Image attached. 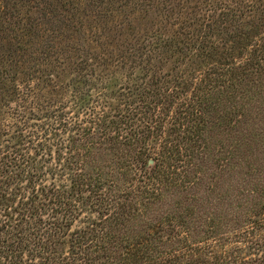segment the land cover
I'll list each match as a JSON object with an SVG mask.
<instances>
[{"label":"rangeland","instance_id":"1","mask_svg":"<svg viewBox=\"0 0 264 264\" xmlns=\"http://www.w3.org/2000/svg\"><path fill=\"white\" fill-rule=\"evenodd\" d=\"M214 23L218 29L210 27L206 39L200 35ZM202 41L200 53L194 46ZM249 57L258 65L240 70ZM262 67L264 0H0V162L11 160L14 172L24 175L37 172V185L68 188L72 142L90 128L89 112L112 116L109 120L120 122L118 132L125 136L130 126L141 130L134 124L143 115L153 131L159 118L179 107L189 112L182 100L196 95L208 101L206 119L216 124L205 133L208 168L196 190H205L206 182L209 189L197 206L223 213L227 202L221 185L236 188L228 193L237 195L240 186L248 185L246 178L257 185L258 173L264 174ZM160 96L165 110L156 106L147 114L145 109L135 112ZM133 114L132 121H122ZM160 144L151 137L145 146L156 153ZM58 169L61 181L53 173ZM0 185L7 193L13 187ZM173 193V198L180 195ZM142 213L129 210L126 232L153 233L143 225ZM88 218L98 216L87 209L76 226L83 227ZM188 219V228H197ZM215 224L205 241L217 248L206 251L211 259L221 251V242L212 236L227 233L225 223ZM245 256L252 258L249 252Z\"/></svg>","mask_w":264,"mask_h":264},{"label":"trees","instance_id":"2","mask_svg":"<svg viewBox=\"0 0 264 264\" xmlns=\"http://www.w3.org/2000/svg\"><path fill=\"white\" fill-rule=\"evenodd\" d=\"M215 24L207 25L200 35L206 39ZM239 45L236 42V47ZM194 49L201 53L205 42ZM255 65L258 61L249 57L238 67L248 71ZM169 93L179 99L175 92ZM194 96L182 100L189 112L179 107L180 111L159 118L153 131L143 115L139 124H134L141 130H132L130 124L131 133L125 136L118 132L120 122L109 120L112 116L103 111L89 112L90 128L81 140L72 142L74 153L69 156L68 171L73 174L68 188L37 185L41 178L37 172H14L15 163L1 161L0 184L13 187L7 193L0 185V264H264L262 170L258 186L246 178L249 186H240L237 195L228 193L236 188L221 185L225 192L220 195L227 202L223 213L197 206L209 189L206 182L205 190H196L208 168L205 133L216 124L206 119V112L211 110L208 101ZM155 100L135 112L141 114L145 109L147 114L156 106L167 105L163 96ZM161 113H157L159 117ZM134 115L122 117V121H132ZM151 137L161 140L159 152H150L145 146ZM136 144L142 146L135 150ZM57 171L53 173L61 181L63 174ZM176 190L180 195L173 198ZM181 197L184 202L179 201ZM160 203L161 209L154 210ZM138 206L144 207L143 225L153 233L139 229L126 232L125 216L129 210L143 212ZM87 209L98 216L97 220L88 218L86 225L77 227ZM188 218L197 228H188ZM215 223H225L227 233L225 238L212 236L221 242V251L212 255V261L206 251L217 248L205 241L213 234ZM179 229L177 236H172ZM248 252L252 258L246 260Z\"/></svg>","mask_w":264,"mask_h":264}]
</instances>
